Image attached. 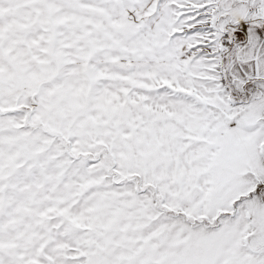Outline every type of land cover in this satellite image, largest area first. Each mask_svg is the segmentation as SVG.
I'll list each match as a JSON object with an SVG mask.
<instances>
[{
    "label": "snow or ice",
    "instance_id": "6c2138e0",
    "mask_svg": "<svg viewBox=\"0 0 264 264\" xmlns=\"http://www.w3.org/2000/svg\"><path fill=\"white\" fill-rule=\"evenodd\" d=\"M0 264H264V0H0Z\"/></svg>",
    "mask_w": 264,
    "mask_h": 264
}]
</instances>
